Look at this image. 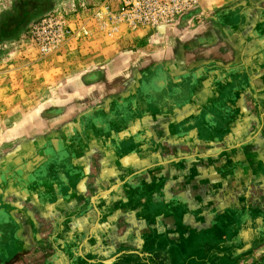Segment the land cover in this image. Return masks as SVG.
I'll use <instances>...</instances> for the list:
<instances>
[{
  "label": "crops",
  "instance_id": "1",
  "mask_svg": "<svg viewBox=\"0 0 264 264\" xmlns=\"http://www.w3.org/2000/svg\"><path fill=\"white\" fill-rule=\"evenodd\" d=\"M103 1L73 0L84 30L0 102V264H264V0L111 36ZM151 167L142 197L114 186Z\"/></svg>",
  "mask_w": 264,
  "mask_h": 264
},
{
  "label": "built area",
  "instance_id": "2",
  "mask_svg": "<svg viewBox=\"0 0 264 264\" xmlns=\"http://www.w3.org/2000/svg\"><path fill=\"white\" fill-rule=\"evenodd\" d=\"M202 0H104L97 17L103 26L109 27L108 35L117 33L122 26L136 29L147 27L156 31L159 27L176 24L179 20L191 15ZM104 11V12H103ZM84 30L59 16L41 19L31 30L34 39L40 45L43 54L63 50Z\"/></svg>",
  "mask_w": 264,
  "mask_h": 264
},
{
  "label": "rangeland",
  "instance_id": "3",
  "mask_svg": "<svg viewBox=\"0 0 264 264\" xmlns=\"http://www.w3.org/2000/svg\"><path fill=\"white\" fill-rule=\"evenodd\" d=\"M203 1V0H202ZM201 1V3H202ZM214 1V0H210ZM227 1V0H226ZM15 0H0V18L3 16L5 12H10L13 8V3ZM48 2V1H46ZM53 2L52 8L51 6L48 7V10H45L43 14H38L33 20L28 23L26 27H24V31L18 36L16 40L13 42H9L0 46L1 51L4 50L5 52H0V102L6 103H17L21 100L26 99L29 100L30 92L38 86V81L35 82L34 80V72L35 69L31 68H20L23 66L25 61L35 60L38 57L43 58H51L53 55L57 54L58 52H52L50 54H43L40 48V45L36 42L31 32L33 26L37 24L41 19L50 17V16H59L64 21L68 22V24L72 23V10L75 8L73 5V0H50ZM49 5V4H48ZM50 8V9H49ZM104 12V11H103ZM191 15H194L192 13ZM205 18V17H204ZM77 20V17L74 18ZM80 20V19H79ZM202 19L200 17H196L190 21L191 23H198ZM74 27V26H73ZM76 27V26H75ZM45 87L49 86L50 84L45 83ZM20 92V93H19ZM40 92V91H39ZM26 93V94H25ZM37 97H43L47 100L50 96L49 95H36ZM33 97V95H32ZM2 113V111H1ZM34 129V128H33ZM36 130V129H34ZM32 133L31 131H28ZM30 136L27 137H18V132H11V140H7L2 144L4 149L12 151L13 153L18 150V148H25V142H29L31 138L34 137L37 131H33ZM29 137V138H28ZM25 138L26 141H22ZM27 138V139H26ZM10 141V142H9ZM22 141V142H21ZM4 150V151H5ZM22 150V149H21ZM16 151V160H13L12 165L16 164L18 159H21V152L24 151ZM19 152L21 154H19ZM11 153V154H13ZM19 156V157H17ZM4 166L8 165V160L6 161Z\"/></svg>",
  "mask_w": 264,
  "mask_h": 264
},
{
  "label": "flooded vegetation",
  "instance_id": "4",
  "mask_svg": "<svg viewBox=\"0 0 264 264\" xmlns=\"http://www.w3.org/2000/svg\"><path fill=\"white\" fill-rule=\"evenodd\" d=\"M49 6H51L50 8L53 6V2L50 0H15L11 11L5 12L0 18V46L16 40L24 31V27L38 14H43L45 10H48ZM0 52L5 51L0 49ZM34 148L35 146L31 149V153ZM24 149L18 148L16 151H23ZM16 151L14 153H17Z\"/></svg>",
  "mask_w": 264,
  "mask_h": 264
},
{
  "label": "water",
  "instance_id": "5",
  "mask_svg": "<svg viewBox=\"0 0 264 264\" xmlns=\"http://www.w3.org/2000/svg\"><path fill=\"white\" fill-rule=\"evenodd\" d=\"M192 19H194V16L193 15H189L187 17V19L183 18V19L179 20L176 24H173V25H170V26L159 27L155 32L164 34V33L168 32L169 29L175 27L177 24H179V23L181 24L182 22L183 23L184 22L190 23V21H192ZM175 161H177V160H175ZM180 161H183V160H180ZM183 162H185V161H183ZM162 166L164 167L165 165H162ZM151 169H152V167L151 168H144V169L142 168V170L133 172L132 174L128 175V177L125 180L121 181V183L116 184L114 186L118 188V187L124 186L125 184H128L130 186L129 188H131L132 190L136 191V195L142 197L141 195L148 189V184L146 183V185H145V183H143V182H146V181H138L137 183L136 182L134 183L133 181L136 180V179H139V178L141 179V177L143 175H147L150 172ZM110 189H108L107 191H110ZM107 191H105L104 193H106ZM104 193L102 194V197H101L102 199L107 198V196L111 194V193L110 194L109 193L104 194ZM15 226L16 225H14V228H12V229L15 230ZM12 247H13V245H12Z\"/></svg>",
  "mask_w": 264,
  "mask_h": 264
}]
</instances>
